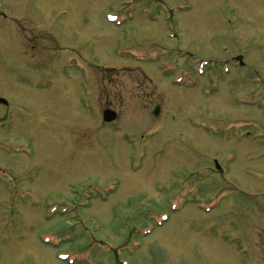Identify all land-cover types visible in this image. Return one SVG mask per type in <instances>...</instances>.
Returning <instances> with one entry per match:
<instances>
[{
  "label": "rangeland",
  "instance_id": "rangeland-1",
  "mask_svg": "<svg viewBox=\"0 0 264 264\" xmlns=\"http://www.w3.org/2000/svg\"><path fill=\"white\" fill-rule=\"evenodd\" d=\"M259 81L264 0H0V264L222 257Z\"/></svg>",
  "mask_w": 264,
  "mask_h": 264
},
{
  "label": "flooded vegetation",
  "instance_id": "flooded-vegetation-1",
  "mask_svg": "<svg viewBox=\"0 0 264 264\" xmlns=\"http://www.w3.org/2000/svg\"><path fill=\"white\" fill-rule=\"evenodd\" d=\"M36 3L39 4L37 14H43L48 18L51 8L46 7L42 1ZM261 83L264 85V82ZM259 100L260 102L254 105L257 114L243 117L245 130L241 134L243 140L241 148L242 150L253 148L249 152L251 161L237 170L243 180L240 179L236 193L232 195L218 193L217 196H221L218 198L219 207H213L208 211L207 226L214 229L209 233L210 239L213 243L220 242L227 251L222 257L208 258L209 263L214 261L218 264H264V186L248 188L244 183L245 180L264 183V170L261 169V165H264V98L260 97ZM211 169V173L219 175L218 178L224 181L233 170L220 164L217 167L212 166ZM221 199L224 205L218 209L222 206Z\"/></svg>",
  "mask_w": 264,
  "mask_h": 264
},
{
  "label": "water",
  "instance_id": "water-1",
  "mask_svg": "<svg viewBox=\"0 0 264 264\" xmlns=\"http://www.w3.org/2000/svg\"><path fill=\"white\" fill-rule=\"evenodd\" d=\"M0 102L5 103L3 99L0 98ZM102 119L105 122H110L115 119V112L109 109H105L102 113Z\"/></svg>",
  "mask_w": 264,
  "mask_h": 264
}]
</instances>
